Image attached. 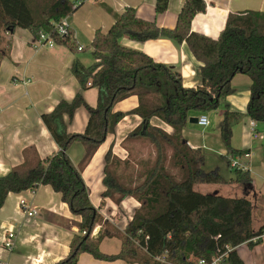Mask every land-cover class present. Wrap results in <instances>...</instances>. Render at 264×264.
<instances>
[{
    "label": "trees",
    "instance_id": "trees-1",
    "mask_svg": "<svg viewBox=\"0 0 264 264\" xmlns=\"http://www.w3.org/2000/svg\"><path fill=\"white\" fill-rule=\"evenodd\" d=\"M46 3L36 19L27 0H0V30L26 29L35 39L40 31L49 32L54 44L76 50L70 40L71 31L59 35L53 30V23L75 10L73 1ZM167 4L168 0H156L155 12H164ZM197 11L194 0H186L171 29L139 18L133 7H125L115 15L106 32L96 30L89 44L93 62L84 66L74 59L71 66V73L82 89L87 86L97 89L96 105L89 106L80 93L70 101H58L50 112L41 114V119L59 149L44 159L36 158L30 163L25 159L0 175V207L9 192L48 185L70 212L80 217L78 233L69 242L68 254L53 264H78L81 253L95 260L133 264H197L199 259L210 262L224 254L220 264H243L236 247L254 244L250 239L264 230V223L253 227L248 197L221 196L194 189L199 183L226 181L216 168L204 169L202 148L191 147L182 136L189 111L202 115L223 105L219 135L225 149L221 156L234 172L229 182H251L248 170L231 167L233 157L248 153L234 148L231 136L233 125L244 116L264 123V11L229 12L216 38L191 30V20ZM123 36L135 41L165 37L175 43L185 42L199 62L201 84L184 86L180 74L169 66L121 45L119 40ZM238 73L250 79L244 113L230 109L226 102L233 92L231 79ZM129 95L137 97L138 104L132 112L141 121L121 143L127 151L126 158L112 155L109 149L103 169L104 198L119 205L131 196L139 203L123 229H119L90 202L81 171L123 117L121 112H112L113 104ZM80 106L88 112L84 131L69 133L64 115L71 119ZM152 117L159 118L173 131L167 133L152 125ZM75 142L84 147L77 165L67 154ZM131 144L150 147L147 156H134ZM98 225L101 230L92 237ZM104 238L118 239L119 251L113 254L101 251L99 245Z\"/></svg>",
    "mask_w": 264,
    "mask_h": 264
},
{
    "label": "crops",
    "instance_id": "crops-1",
    "mask_svg": "<svg viewBox=\"0 0 264 264\" xmlns=\"http://www.w3.org/2000/svg\"><path fill=\"white\" fill-rule=\"evenodd\" d=\"M155 1L86 0L83 7L76 6L73 17H68L72 19L71 24H68L67 16L64 17V21L71 34L72 32L77 34L78 27L84 29L90 38L89 44L95 31L106 32L113 24L115 15L120 14L125 7H133L137 17L152 21L159 27L174 28L177 14L186 0H168L167 8L162 13L155 12ZM194 3L198 11L191 20V30L211 38L219 35L229 12L264 11V0H194ZM99 4L104 5L108 12L99 8ZM201 6L203 10L199 9ZM3 34L7 44L5 43L0 49V175L22 164L25 159L28 160L26 163L33 162L36 158L44 159L59 149L43 124L41 114L50 112L60 100H72L76 93H80L89 106L94 107L97 100V89L90 86L82 89L71 73L74 59L84 66L93 62L91 50L85 54L86 49L82 46V50H78V45L74 42L76 49L74 51L59 44H54L52 47L40 46L36 44V39L30 32L22 28H15L12 32L5 31ZM8 42H10L9 45ZM119 43L169 66L180 74L184 86L196 87L201 84L199 62L190 53L185 42L175 43L165 37L135 41L123 36ZM249 85L248 76L240 73L233 76L231 79L233 92L226 97L230 109L245 112L249 98ZM137 104L135 95H129L113 104L112 112H121L123 117L113 130L107 133L105 140L81 171L90 202L104 219L109 220L119 229H123L139 203L128 196L116 205L102 196L105 190L103 184L105 154L110 149L112 155L120 159L126 158L127 151L121 143L141 121V118L132 112ZM219 108L215 123L220 120L224 109L223 105ZM200 115L198 112L189 111L188 118H198ZM87 119L88 112L84 106L76 108L71 119L64 115L67 132L82 133ZM150 123L167 133L173 131L168 124L157 117H152ZM257 123L259 124L244 116L233 125L231 145L237 149L248 150L247 154L235 156L232 159L236 160L238 164L236 167H245V170L250 173L251 182L239 184L238 188L242 189L246 193L244 196L250 199L252 211L257 204L255 212L258 218L256 219H262L259 224L261 225L264 223V214H262L264 211V185H262L264 183V144L260 142L259 148L257 143H254V140L258 139L257 129L260 126L256 125ZM194 125L204 127L197 122L187 121L182 129V136L191 147H200L196 139L189 134V126ZM208 125L209 121L206 126ZM262 137L264 138V135ZM217 149L220 155L225 153L222 145ZM259 149L262 150L261 157ZM67 154L71 162L77 165L83 157L84 147L75 142L67 149ZM216 169L220 173V167L216 166ZM231 177L233 176H229ZM253 196L254 199L251 200ZM21 200L24 201V205H21ZM28 210L35 213L28 216L25 213ZM79 221L80 217L73 215L67 204L60 200L59 194L48 185H39L34 190L28 189L20 193L9 192L0 207V264L57 262L68 254L69 242L72 236L78 233ZM100 230L101 227L96 226L92 237H96ZM9 231L14 233L13 248L7 250L2 242ZM107 239L113 238H104L99 245L100 250L108 254L117 253L120 242L116 252H106L102 249L103 244L109 242L106 241ZM236 251L243 264H264V243L250 245L242 243L236 247ZM78 264L133 263L121 260L100 261L87 253H81Z\"/></svg>",
    "mask_w": 264,
    "mask_h": 264
},
{
    "label": "rangeland",
    "instance_id": "rangeland-1",
    "mask_svg": "<svg viewBox=\"0 0 264 264\" xmlns=\"http://www.w3.org/2000/svg\"><path fill=\"white\" fill-rule=\"evenodd\" d=\"M48 1L51 2L52 0H27L28 6L36 19L39 18L40 11L47 5L46 2ZM85 4L86 2L84 1L78 7L81 8ZM98 7L108 12L106 7H104V5L99 4ZM74 11H72L71 13L67 15L66 20H68L67 21L68 24H71L72 22L71 21L72 19H69V18L74 16L75 14ZM3 32L4 31H2L1 29L0 30V49L5 43L7 44V39L4 36ZM70 40L73 41L74 43H77V45L83 46L86 49L84 51L85 54H88L89 50H91L89 47L90 38L88 37L87 32L82 28L78 27L77 34H74L72 32V34L70 35ZM35 42L37 43V41ZM9 44L10 42H8V45ZM219 107L216 108L215 110H211V111L203 113L209 121L208 126H204V127H200L197 125L189 126L190 128L189 134L196 139V142L200 144V148H202V151L205 157V162L203 166L204 169L206 171H210V170H214L216 166H219L221 170L219 174L222 176V178H224L226 183H224L223 185H216V184L212 185V184L199 183L194 186V189L201 193L218 194L221 196H244V194L246 193L242 189L238 188L240 187L239 183L229 182V179H228L229 176H234L233 169L230 168L226 164L225 160L222 159V156L220 155L219 150L217 149L218 146L222 145L221 140H220V135H219V123H220L221 118H219L220 120L215 123V117H217L216 115H217V111L220 109ZM256 125H260V126H258V129H257L258 139L254 140V143H257V145L260 148L261 143L264 144V138L262 137L264 135V123L259 122V124L257 123ZM257 132L255 131V134H257ZM130 147L132 150L131 151L132 154L136 157H146L147 152L149 151V148H150L147 145L141 146L139 144H133V145L131 144ZM259 155L260 157L262 156V150L260 149H259ZM263 157H264V154H263ZM234 161L236 160L232 159V162ZM262 185H264V183H262ZM251 198H252L251 200H253L254 196ZM256 205L257 204H255L254 206L255 208L253 207V211H252V224L254 228L258 227L262 220V219H256L258 218L255 212ZM262 214H264V211H262ZM106 241H109V242H107V244L106 243L103 244L102 246L103 250H106V252H111V253L116 252L118 250L117 249L119 247L118 239L113 238V239H107Z\"/></svg>",
    "mask_w": 264,
    "mask_h": 264
},
{
    "label": "built area",
    "instance_id": "built-area-1",
    "mask_svg": "<svg viewBox=\"0 0 264 264\" xmlns=\"http://www.w3.org/2000/svg\"><path fill=\"white\" fill-rule=\"evenodd\" d=\"M84 1H86V0H73V4H74V6H77V5H80L81 3H83ZM53 30L56 31V33L59 35H65V34L69 33V31H70L68 25L64 21V18L60 19L58 22L53 23ZM36 41H37L36 44L40 45V46L46 45V46L52 47L54 45L53 39L51 38L49 32H45V31L39 32V37L36 39ZM82 48L83 47L80 45L77 46L78 50H82ZM196 122H197V124H199L201 126H206L208 124V119L204 114H202L197 118ZM251 126H253L252 123H251ZM252 129H253V127H252ZM236 166H238L237 162L231 161V167H236ZM242 169H245V167H242ZM21 205H24L23 200H21ZM25 213L28 216H30L32 213H35V211H29L28 210V211H25ZM13 238H14V233L12 231H9L6 234L4 241L2 242V245L5 249L10 250L13 248ZM250 241H252L253 243H264V230L259 235L251 238ZM223 256H224V254L218 255V256L214 257L210 262H207L204 259H199L197 264H220V262L223 259Z\"/></svg>",
    "mask_w": 264,
    "mask_h": 264
},
{
    "label": "water",
    "instance_id": "water-1",
    "mask_svg": "<svg viewBox=\"0 0 264 264\" xmlns=\"http://www.w3.org/2000/svg\"><path fill=\"white\" fill-rule=\"evenodd\" d=\"M188 121H190V122H196L197 121V118L196 117H190L188 119Z\"/></svg>",
    "mask_w": 264,
    "mask_h": 264
}]
</instances>
